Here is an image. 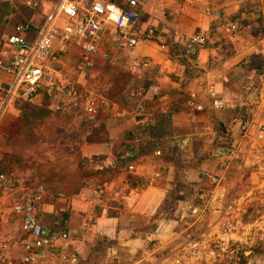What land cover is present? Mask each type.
I'll use <instances>...</instances> for the list:
<instances>
[{"label": "crops", "instance_id": "1", "mask_svg": "<svg viewBox=\"0 0 264 264\" xmlns=\"http://www.w3.org/2000/svg\"><path fill=\"white\" fill-rule=\"evenodd\" d=\"M137 1L140 16L134 34L152 28L154 38L130 50L113 51L109 63L95 60L91 71L109 84V107L101 113L97 129L87 128L75 111L57 113L51 103L28 101L33 116H63L69 120L63 126L77 136L74 154L85 163L84 184L67 187L63 179L46 189L35 207L37 220L45 226H53L61 216L67 219L68 249L77 251V264H170L186 244L188 231L214 224L213 209L197 223L181 208L194 202L201 179L215 173L217 163L209 150L223 142L244 111V93L264 89V74L257 72L264 69V14L257 22L246 19L248 6L239 0ZM209 9L218 11L220 19L207 16ZM198 31L208 32L209 40L189 60L183 55L184 44ZM169 45L175 46L173 54ZM78 54L70 50L62 69L66 77L81 81L74 70ZM9 81L0 71V101ZM213 98L226 107L213 108ZM18 102L6 103L0 121L12 113L20 118ZM77 117L84 127L76 125ZM127 150L134 156L133 174L99 173L90 163L93 157L110 160ZM4 156L0 154L3 176ZM153 174L158 177L148 187ZM96 185L106 200L91 209L89 195ZM13 220L19 223L13 225ZM19 229V216L0 209V243L4 236H17ZM21 255L13 246L3 264H22Z\"/></svg>", "mask_w": 264, "mask_h": 264}, {"label": "built area", "instance_id": "2", "mask_svg": "<svg viewBox=\"0 0 264 264\" xmlns=\"http://www.w3.org/2000/svg\"><path fill=\"white\" fill-rule=\"evenodd\" d=\"M239 1L248 6L244 11L246 19L254 21L263 16L264 0ZM29 6L38 19L21 24L17 34L0 39V71L10 78L0 101V114L8 101L39 99L51 103L54 112L75 111L87 128L97 129L101 113L109 107L106 96L109 84L97 78L81 82L66 77L63 57L72 49L78 51L74 70L84 81L96 59L109 63L113 51L130 50L140 41L153 40L152 28L142 35L134 34L140 16L138 1L31 0ZM206 15L220 19L218 11L209 9ZM109 29L113 30L110 34ZM208 40V32L194 33L184 44V57L194 60ZM244 96L246 113L231 124L223 142L210 150V158L217 165L215 173L205 175L208 188L200 190L194 202L181 210L198 223L204 214L215 211L212 206L219 195L224 198L229 176L235 175L240 182L246 180L248 185L237 199H232L231 195L225 198L222 212L207 230L197 236L186 234V244L170 264H209L220 255L243 258L254 255L253 249H242L245 244L258 249L255 256L264 257V89H255ZM211 106L226 107L216 98L212 99ZM133 158V153L126 151L110 160L96 156L90 163L99 173L133 174ZM157 177L158 174H153L146 186H153ZM3 180L0 175V192ZM14 190L12 211L20 218V229L15 237H3L0 264L5 262V252L13 246L20 249L22 264L49 261L77 264V251L68 249L67 219L61 216L53 226L43 225L37 220L35 210L42 192L21 182ZM105 200L104 191L94 187L88 204L95 209Z\"/></svg>", "mask_w": 264, "mask_h": 264}, {"label": "rangeland", "instance_id": "3", "mask_svg": "<svg viewBox=\"0 0 264 264\" xmlns=\"http://www.w3.org/2000/svg\"><path fill=\"white\" fill-rule=\"evenodd\" d=\"M30 2L31 0H0V39L3 36L17 34L21 24L33 19L34 11L29 6ZM261 63L264 65V55L260 60V66ZM262 70L261 66L257 72L262 73ZM94 75L90 71L84 81L81 80V82L96 79ZM16 105L20 106L22 103L18 102ZM19 117L12 113L4 115L0 121V127L15 123L22 125V122L24 124L23 126H16V129L3 130L1 128L0 130V154L5 155V164L2 169L5 176H3L4 180L1 184L0 209L9 210L11 214L13 213L12 198L16 191L14 189L18 187V182H21L23 186L37 188L43 194L46 189H53L55 183H60L63 179L66 180L67 187L73 188L83 185L82 179L88 175L87 172L82 171L85 163H82L77 154H74L77 143L75 131L68 130V127L63 126L67 125L65 123L69 122L68 119L60 115L49 114L33 116L28 110ZM75 122L78 127L80 124L84 127L79 118L75 119ZM208 156L210 157V154ZM93 169L95 170V168ZM247 185L246 180L240 182L235 175L229 176L224 198H220L219 195L218 201L212 206L216 211L217 218L223 210L225 198L227 197V200L231 195L232 199H237ZM96 187L99 186L96 185ZM207 188L206 180L202 178L199 189L206 191ZM17 223L19 220L12 221L13 225ZM205 230H207L206 226L200 230H191L187 233L197 236ZM250 245L245 244L242 249H254L253 245ZM14 253L15 255L18 254L16 251ZM18 261L20 262L19 258ZM209 264H264V257L259 258L253 254L245 258L235 255H220Z\"/></svg>", "mask_w": 264, "mask_h": 264}, {"label": "trees", "instance_id": "4", "mask_svg": "<svg viewBox=\"0 0 264 264\" xmlns=\"http://www.w3.org/2000/svg\"><path fill=\"white\" fill-rule=\"evenodd\" d=\"M259 20V18H257L256 20H254V21H258ZM259 25V24H258ZM169 49H170V52H171V54H173L174 53V49H175V46L174 45H169ZM264 70V69H263ZM262 70V73H260V74H264V71ZM20 102V104L22 103V105H20L19 106V108L21 109V114H25L26 113V110H28V112L31 114V113H35L34 112V110H32V107H31V104L29 103V102H25V101H19ZM246 111H247V108L244 106V111H242L240 114H239V117H241V116H243L245 113H246ZM33 114H31V115H33ZM238 117V118H239ZM127 151H130V150H127ZM124 152H126V151H123L122 152V154L124 153ZM119 155H121V154H119ZM256 252H258V249H256V248H254L253 249V253H254V255H255V253ZM252 255V254H251ZM250 255V256H251Z\"/></svg>", "mask_w": 264, "mask_h": 264}]
</instances>
